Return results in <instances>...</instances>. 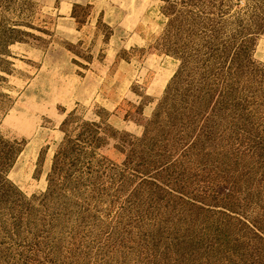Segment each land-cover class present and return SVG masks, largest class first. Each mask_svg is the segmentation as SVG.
I'll list each match as a JSON object with an SVG mask.
<instances>
[{
  "label": "rangeland",
  "instance_id": "rangeland-1",
  "mask_svg": "<svg viewBox=\"0 0 264 264\" xmlns=\"http://www.w3.org/2000/svg\"><path fill=\"white\" fill-rule=\"evenodd\" d=\"M0 264H264V0H0Z\"/></svg>",
  "mask_w": 264,
  "mask_h": 264
},
{
  "label": "trees",
  "instance_id": "trees-1",
  "mask_svg": "<svg viewBox=\"0 0 264 264\" xmlns=\"http://www.w3.org/2000/svg\"><path fill=\"white\" fill-rule=\"evenodd\" d=\"M194 101H196L197 103H198V100L197 99H195ZM199 101H200V99H199ZM193 108H195V107H193ZM151 133L149 132L148 133V136L150 135Z\"/></svg>",
  "mask_w": 264,
  "mask_h": 264
},
{
  "label": "bare ground",
  "instance_id": "bare-ground-1",
  "mask_svg": "<svg viewBox=\"0 0 264 264\" xmlns=\"http://www.w3.org/2000/svg\"><path fill=\"white\" fill-rule=\"evenodd\" d=\"M166 81H167V80H166ZM166 81H165V82H166Z\"/></svg>",
  "mask_w": 264,
  "mask_h": 264
}]
</instances>
